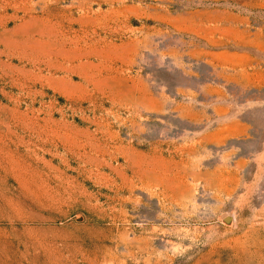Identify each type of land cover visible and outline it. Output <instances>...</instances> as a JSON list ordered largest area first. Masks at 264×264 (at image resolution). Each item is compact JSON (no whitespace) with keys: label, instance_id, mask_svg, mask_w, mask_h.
<instances>
[{"label":"rangeland","instance_id":"1","mask_svg":"<svg viewBox=\"0 0 264 264\" xmlns=\"http://www.w3.org/2000/svg\"><path fill=\"white\" fill-rule=\"evenodd\" d=\"M0 264H264V0H0Z\"/></svg>","mask_w":264,"mask_h":264},{"label":"bare ground","instance_id":"2","mask_svg":"<svg viewBox=\"0 0 264 264\" xmlns=\"http://www.w3.org/2000/svg\"><path fill=\"white\" fill-rule=\"evenodd\" d=\"M142 181V180H141Z\"/></svg>","mask_w":264,"mask_h":264}]
</instances>
